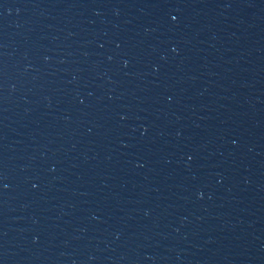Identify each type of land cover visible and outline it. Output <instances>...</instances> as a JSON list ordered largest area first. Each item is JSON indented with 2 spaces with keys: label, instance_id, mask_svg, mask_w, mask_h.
I'll use <instances>...</instances> for the list:
<instances>
[{
  "label": "water",
  "instance_id": "water-1",
  "mask_svg": "<svg viewBox=\"0 0 264 264\" xmlns=\"http://www.w3.org/2000/svg\"><path fill=\"white\" fill-rule=\"evenodd\" d=\"M0 264H264V0H0Z\"/></svg>",
  "mask_w": 264,
  "mask_h": 264
}]
</instances>
